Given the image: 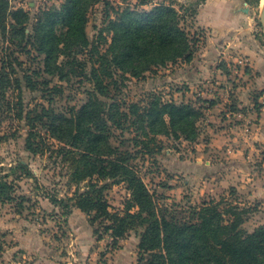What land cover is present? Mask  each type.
Listing matches in <instances>:
<instances>
[{"label":"trees","instance_id":"1","mask_svg":"<svg viewBox=\"0 0 264 264\" xmlns=\"http://www.w3.org/2000/svg\"><path fill=\"white\" fill-rule=\"evenodd\" d=\"M99 1L65 0L59 7L37 13L30 25V12L23 7L10 9L8 0H0V26L6 33L9 25L5 39L15 50L43 55L44 72L60 81L82 77L92 84L80 107L58 111L49 98L48 105L27 110L22 78L5 64L1 68L0 113L9 109L16 119L24 120L26 149L36 155L51 151L61 157L68 164L70 182L77 186L71 195L49 194L50 200L63 209L65 217L77 207L92 224L102 221L114 246L129 227L142 226L141 264H264V224L251 231L244 229L247 210L237 205L222 209L221 202L212 200L193 207L189 217L170 216L160 210L133 162L159 151L160 135L195 140L202 110L189 103L163 101L155 94L129 103L112 96L119 81L130 76L145 77L169 62H191L200 39L183 26L184 16L173 5L159 3L150 10L127 6L116 18H109L111 41L101 51L87 32L90 9ZM89 52L91 56L83 58ZM26 82L34 87L30 76ZM12 90L17 96L10 100ZM125 128L136 132L134 151L121 150L112 142L114 129ZM8 136L0 120V145ZM1 163L0 201H17V211L22 213L27 198L16 194L17 181L35 175L24 160L7 165V170ZM13 174L17 176L10 180ZM119 182H126L131 191L123 213L111 211L106 193L111 184Z\"/></svg>","mask_w":264,"mask_h":264},{"label":"rangeland","instance_id":"2","mask_svg":"<svg viewBox=\"0 0 264 264\" xmlns=\"http://www.w3.org/2000/svg\"><path fill=\"white\" fill-rule=\"evenodd\" d=\"M8 1L10 9L23 7L30 12L32 17L30 25H32L37 13L59 7L65 0ZM207 1L211 4L214 2L213 0H100L90 9L87 32L92 43L99 45L101 51H105L112 36L108 29L109 18H116L127 6L150 10L156 4L165 3L173 5L183 14V26L200 39L192 61L197 57L198 62L205 63L206 66H218L219 73L207 74L204 77L205 81H200V86L192 91L184 74L192 61L178 60L174 63L169 62L165 66H158L153 71H148L142 78L130 76L122 80L120 77L122 83L119 81L118 87L112 91V96L118 95L121 100L129 103L145 100L149 95L155 94L163 101L189 103L201 109L203 115L197 122L198 136L195 140H187L183 135L178 138L171 134L160 135L158 140L162 148L149 155L139 156L133 162L138 166L151 192L155 194L161 211H165L170 216L189 217L193 207L215 200L221 202L222 209L237 205L247 210L243 214L242 227L251 231L264 221L260 204L249 205L243 199L238 201L237 190L232 188L215 191L211 187L210 190L215 193L204 192L209 196L204 195L197 188L201 185L198 178L185 172V169H189L192 164L198 165L197 158L200 156H204L203 161L206 158L210 159L211 156L215 157V154L218 158L215 149L210 150V147L206 146L215 143L212 140L215 137L211 130L235 129L237 131L234 135L244 138L247 133L246 124L250 125L245 118L247 114L245 110L249 107L248 105L242 109L239 107L237 103L239 95L235 90L236 86L234 87L244 79L243 72L247 62L245 57L241 56L246 55L242 50L235 49L228 39L221 38L210 28L198 25V10ZM239 1L242 6L248 8V18L253 22L251 32L249 31L244 38L245 46L264 50L262 22L264 0ZM105 2L109 5H105ZM201 17L209 18L210 13L203 11ZM250 26L248 23L249 28ZM6 31L3 33L0 26V75L1 68L5 64L8 70L16 71V75L22 78L23 98L27 110L36 105H48L49 98L58 111L67 110L71 106L80 107L86 102L87 90L92 87L88 80L72 77L70 81H60L58 77L47 74L44 72V56L34 50L29 55L20 53L18 49L15 50L14 44L5 39L6 34L7 36L10 34L9 25ZM226 46L230 48L226 49ZM211 50L215 52L214 57ZM87 54L83 58L88 59L91 56L90 52ZM16 58L21 60V64ZM211 59L212 62H209ZM26 76L31 77L34 87H28ZM54 86L58 88H53ZM220 86H226L224 97L229 98L226 107L229 112H233L224 121L221 110L212 115L208 110L213 102L222 96L220 90L224 89ZM55 89L61 90L60 93L54 92ZM253 91L258 92L256 89ZM206 92L210 97H205ZM256 93L253 95L255 96ZM10 94L12 97L9 95V99L13 100L17 96V91L12 90ZM239 110L244 112L239 113ZM214 116H218L221 122L212 121ZM0 120L3 121V130L9 133L8 138L0 145V161L5 166L4 170H7V165L17 160H24L28 162L35 175L23 176L17 181L16 194H23L27 198L22 213L17 211V201H0V264H141L139 243L143 227H129L126 234L119 239L118 245L114 246L113 237L104 229L102 221L98 220L92 224L88 215L77 207L65 217L63 209L50 200L49 194L71 195L77 188L70 182L68 164L51 151L39 155L28 151L25 147L28 126L24 120L16 119L9 109H2ZM135 135L136 132L127 128L114 129L112 142L121 150L134 151L132 137ZM261 154L263 155L259 158L264 161V151ZM2 172L0 168V173ZM14 174L10 180L16 178L17 175ZM84 184L85 182L81 186ZM106 193L111 211L123 213L127 202L131 200V191L128 190L127 183L111 184ZM98 235L101 237L99 238Z\"/></svg>","mask_w":264,"mask_h":264},{"label":"crops","instance_id":"3","mask_svg":"<svg viewBox=\"0 0 264 264\" xmlns=\"http://www.w3.org/2000/svg\"><path fill=\"white\" fill-rule=\"evenodd\" d=\"M213 1L212 4L209 1L204 2L202 7L199 8L197 23L202 27L210 28L212 32H216L221 38L228 39L233 43L235 49L242 50L246 55L241 56L245 57L247 62L243 72L244 79L242 83L235 84L234 87L236 86L235 90L239 95L237 96L239 107L241 109L246 105L249 107L245 110L247 112L245 118L247 122H250V125L245 123L247 133L244 138H238L239 136L234 135L237 131L235 129L211 130L215 137L212 140L215 143L206 144V146L210 147V150L215 149L218 158L215 154V157L211 156L210 159L206 158L203 161L204 156H200L197 158L198 165L192 164L189 169H185V172L198 178L201 185H198L197 188L202 193H215V191L232 188V190H237L238 201L243 199L249 205L260 204L259 207L263 209L262 212L264 213V161L259 158L260 155H263L261 152L264 151V50L259 48L250 49V47L245 46L244 38L249 34V31L251 32L253 23L250 21L251 18H248V8L246 6H242L239 0ZM244 3L246 5V2ZM203 11L209 12L210 17L202 18ZM248 23L251 25L250 28ZM228 48L230 46H226V49ZM211 53L214 57V50H211ZM209 62H212V59ZM211 72L213 75L219 73V67L206 66L205 63L198 62L196 57L184 74L187 84L190 85L189 87L193 91L194 88L200 86V81H205L204 77L209 73L211 74ZM225 87L220 86L222 89ZM254 89L258 92H254ZM220 91L222 96L220 99H216L208 110L211 115L221 110L224 114V121L233 112H229L226 107L229 98L224 97L225 89ZM254 93H256L255 96ZM206 96L210 97V94L206 92ZM223 100L225 103H223ZM238 112L244 111L239 110ZM218 119V116H214L211 120L221 122V119ZM202 162L204 164H200ZM211 187L215 190L214 192L210 190ZM204 195L209 196L207 193H204ZM263 223L264 221L261 224Z\"/></svg>","mask_w":264,"mask_h":264},{"label":"water","instance_id":"4","mask_svg":"<svg viewBox=\"0 0 264 264\" xmlns=\"http://www.w3.org/2000/svg\"><path fill=\"white\" fill-rule=\"evenodd\" d=\"M262 22H263V24H264V4H263V6H262Z\"/></svg>","mask_w":264,"mask_h":264}]
</instances>
